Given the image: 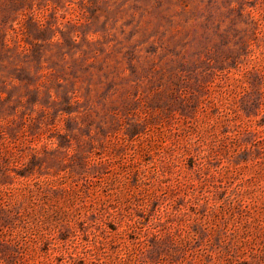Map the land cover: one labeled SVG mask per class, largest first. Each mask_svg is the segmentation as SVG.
<instances>
[{
  "label": "rangeland",
  "instance_id": "obj_1",
  "mask_svg": "<svg viewBox=\"0 0 264 264\" xmlns=\"http://www.w3.org/2000/svg\"><path fill=\"white\" fill-rule=\"evenodd\" d=\"M0 264H264V0H0Z\"/></svg>",
  "mask_w": 264,
  "mask_h": 264
}]
</instances>
